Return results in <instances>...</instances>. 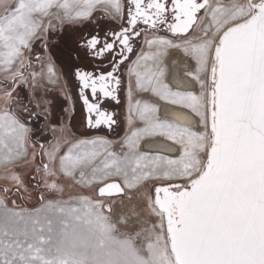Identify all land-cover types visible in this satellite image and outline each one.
Returning a JSON list of instances; mask_svg holds the SVG:
<instances>
[{"label":"snow or ice","instance_id":"1","mask_svg":"<svg viewBox=\"0 0 264 264\" xmlns=\"http://www.w3.org/2000/svg\"><path fill=\"white\" fill-rule=\"evenodd\" d=\"M126 5L0 0V74L11 82L0 94V264H264V0H126ZM97 7L119 17L120 30L105 33L103 41L99 34L69 38L61 53L88 129L111 130L117 123L114 113L101 109V96L121 102L117 73L136 38L150 50L127 67L129 131L119 144L122 154L104 135L60 137L47 148L39 145L37 164L35 144L29 152L32 129L9 106L20 82L30 79L35 87L44 74L24 76V49L31 51L32 41L48 31L51 17L79 22ZM42 44L48 82L55 83L54 60L47 42ZM169 50L179 52L183 62L174 56L164 64ZM106 57V68L85 70V61ZM132 77L136 91L148 99H133ZM22 111L34 115L27 107ZM43 111L47 118L50 113ZM19 165L23 171H17ZM30 168L37 188L62 194L64 178L93 195L45 202L41 194L40 207L20 208L7 194L27 191L24 175ZM132 192L157 218L145 252L135 243L139 232L118 227L128 217L112 220L113 204L132 200Z\"/></svg>","mask_w":264,"mask_h":264},{"label":"flooded vegetation","instance_id":"2","mask_svg":"<svg viewBox=\"0 0 264 264\" xmlns=\"http://www.w3.org/2000/svg\"><path fill=\"white\" fill-rule=\"evenodd\" d=\"M126 6L125 0V7ZM45 20L47 25L48 19L46 18ZM123 23L126 25V13ZM121 24L122 21L120 18L95 12L88 20L79 22L64 21L61 23L57 19H54L48 31H42V34L32 42L31 51H28V54L30 53L31 56L25 61L24 76L29 78L32 71L44 74L37 77L35 87L29 86L31 83L30 79L28 84L20 82L13 92L12 101L9 105L13 111H18L21 118L24 119L32 129L30 134L31 145L34 142H38L39 145H49L50 142L56 140V136L65 137L67 133L65 129L67 127L71 134L78 136H86L95 131H108L109 134L117 133L121 124V111H125L126 109L127 67L129 63L135 59L143 38H136L133 45V53L130 54L129 60L125 61V63L120 66V71L117 73L121 78V86L118 92L121 102L116 104L114 101L101 96V109L114 113V119L117 121L111 130H108L105 126H101L99 129H88L85 126L87 113L83 102L79 99V89L76 87V82L70 76L68 64L61 53L64 50L65 42L69 41V38L79 39L81 36L88 37L99 34L101 41H103L105 33L110 34L112 32H118L121 28ZM108 39H112L111 35L108 36ZM42 41L47 42L50 54L54 60L56 70L55 83L48 82L46 75L47 61L43 59L46 57V53ZM37 56L41 57L42 60L38 61L36 59ZM171 59L172 58H170V60ZM29 60L31 61V67H28ZM107 66V57L104 62L92 60L90 63L85 61L84 64L85 70H96L97 72L99 69L106 68ZM9 87H11V82H4L3 77H0V94ZM86 94L89 95L91 101L90 90H86ZM66 95L70 96L71 100L67 99ZM37 105H39V107H37ZM0 107H3L2 98H0ZM24 107H27L34 115L29 117L28 113L22 111ZM43 109H47L48 113H50L47 115V118H45ZM56 128H58L59 134H57L56 131L53 132V129ZM61 129H63V131H61ZM42 138H48L47 142L41 141ZM32 151L33 149L29 148V152L31 153ZM29 159H31V155ZM36 159L39 161L41 159L40 147L36 152ZM20 167L25 166L19 165V168Z\"/></svg>","mask_w":264,"mask_h":264},{"label":"rangeland","instance_id":"3","mask_svg":"<svg viewBox=\"0 0 264 264\" xmlns=\"http://www.w3.org/2000/svg\"><path fill=\"white\" fill-rule=\"evenodd\" d=\"M241 2H243V0H241ZM56 11V10H54ZM95 13H104L106 15H111L108 13H105V11L103 10L102 7H97L94 11ZM93 12V13H94ZM113 16V15H112ZM114 17V16H113ZM115 18H119V17H115ZM46 19V18H45ZM49 20V18H47ZM51 22L54 21V19L56 20L55 16L51 17ZM47 20V21H48ZM46 21V20H45ZM44 21V22H45ZM46 25V23H45ZM42 34V31L39 33V35ZM162 34V33H161ZM34 41V40H33ZM32 41V42H33ZM32 44V43H31ZM31 47V46H30ZM29 49H24V56H25V61L27 59L30 58L31 54H28ZM148 52L150 50H148L146 44L144 43V41H142L141 47L139 48V51L137 53L136 56L140 55L141 52ZM173 51V50H171ZM136 59V57H135ZM134 59V60H135ZM133 60V61H134ZM127 75V87H128V83H129V76ZM0 77H3L2 74H0ZM131 82H132V87H133V99H148L149 96L148 94H140L136 91L135 89V79L134 77L131 78ZM127 101H126V109L125 111H121V116H120V120H121V124L118 128L117 133L115 132L114 134H109V132L107 131H95L93 133H90L86 136H78V135H74L71 134L68 131V127L65 129V131L67 132L65 134V137H67L70 140H74L77 138H92L96 135H104L108 140L113 142V150L117 152V149L120 147V141L124 138V136L126 135V133L129 131V129L127 128V124H126V116H127ZM137 126L139 125V122H137ZM56 133L59 134V130L58 128L55 129ZM53 131V132H55ZM64 136V135H63ZM60 138L58 136H56V139ZM48 138H42L41 141L43 142H47ZM32 144H35L36 147L34 149L35 152H37L39 150V143L38 142H34ZM48 144V143H47ZM48 145L45 144V148H47ZM29 148L31 147V143L29 142ZM31 160V159H29ZM36 163H39V160L36 159ZM25 167H17V171H23ZM35 175V172L31 170V168L28 170V172L25 173L24 175V181H25V186L27 188V191H24L23 189H21L20 191H16L15 189H11L9 191V193L7 194V200L10 202L11 200H15L17 202V205L20 208L23 209H34V208H38L40 207V195L43 194L44 196V201L47 202L49 200H55V201H61V202H69V201H75L76 198L81 197V196H92L93 193L91 191V189L86 188V187H82L79 184H76L74 182H71L69 180H66L64 178L60 179V183L64 186V191L63 193H49L46 190H44L43 186H41L40 188L36 187V182L33 180V176ZM37 179H39V177H37ZM3 181H0V186L3 185ZM151 183H167L165 182H151ZM0 195H4V193L0 192ZM130 195L133 196L132 200H128V199H124V200H119L117 199L116 202L113 204V213L112 216L114 215L115 212V206L116 203L122 204V205H126L132 212L133 214H148L145 210H144V206H143V200L138 196V194L136 192H132L130 193ZM141 208V210H140ZM135 210V211H133ZM143 212V213H141ZM148 216V215H147ZM149 217H151L149 215ZM147 218V217H145ZM148 220L150 218H147ZM157 221V218L154 216L153 219L151 217V221L149 222V225H147L148 230H145L144 228L139 227L138 229H126L128 227H130V225H127L124 227H122L121 224L118 225V227L120 228L121 231H126L129 232L133 235H135L136 232L140 233V236L136 239L135 243L137 245V247H139L141 249L142 252H145L146 249V245L148 242V236L150 234V230L152 229V224L155 223ZM115 222V221H113ZM151 223V224H150ZM134 230V231H133ZM146 254V253H145Z\"/></svg>","mask_w":264,"mask_h":264},{"label":"bare ground","instance_id":"4","mask_svg":"<svg viewBox=\"0 0 264 264\" xmlns=\"http://www.w3.org/2000/svg\"><path fill=\"white\" fill-rule=\"evenodd\" d=\"M174 56H181V61L183 62V60L185 59L179 52H177L176 50H169V53H168V56L164 58V64H168L169 61H170V58L174 57ZM181 79H186L185 77H183V74L181 73ZM184 87H187V85H185ZM173 88L175 89L176 88V85L173 84ZM117 153L118 154H122V150L121 148L119 147L117 149ZM169 155H176L175 153H169ZM141 210V208H140ZM143 213V212H141ZM148 215V216H147ZM128 217L129 218V222L127 225H130V227L126 228V229H135V228H144L145 230H148V227L147 225H149V222L151 221V217L153 219L154 215H150L151 217H149V214H133V212L126 206V205H122V204H119V203H116V206H115V212H114V215L112 216V220L117 222L120 217ZM150 218L149 220L147 218ZM151 224V223H150ZM122 227L125 228V226L127 225H124V224H121ZM150 226V225H149ZM134 231V230H133Z\"/></svg>","mask_w":264,"mask_h":264},{"label":"water","instance_id":"5","mask_svg":"<svg viewBox=\"0 0 264 264\" xmlns=\"http://www.w3.org/2000/svg\"><path fill=\"white\" fill-rule=\"evenodd\" d=\"M163 107H165L164 105H161V116H163Z\"/></svg>","mask_w":264,"mask_h":264}]
</instances>
